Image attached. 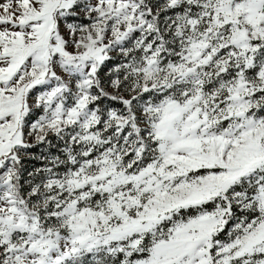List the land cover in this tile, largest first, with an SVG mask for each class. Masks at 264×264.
<instances>
[{"label": "snow or ice", "instance_id": "snow-or-ice-1", "mask_svg": "<svg viewBox=\"0 0 264 264\" xmlns=\"http://www.w3.org/2000/svg\"><path fill=\"white\" fill-rule=\"evenodd\" d=\"M0 264H264V0H0Z\"/></svg>", "mask_w": 264, "mask_h": 264}]
</instances>
